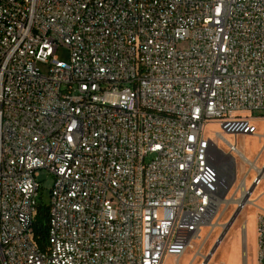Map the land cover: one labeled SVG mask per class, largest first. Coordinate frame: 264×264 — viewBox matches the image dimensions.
I'll list each match as a JSON object with an SVG mask.
<instances>
[{
    "label": "built area",
    "instance_id": "obj_1",
    "mask_svg": "<svg viewBox=\"0 0 264 264\" xmlns=\"http://www.w3.org/2000/svg\"><path fill=\"white\" fill-rule=\"evenodd\" d=\"M258 120L264 0H0V264H179L219 213L208 127L236 138L242 212L264 179L237 138ZM256 245L264 264V213Z\"/></svg>",
    "mask_w": 264,
    "mask_h": 264
},
{
    "label": "rangeland",
    "instance_id": "obj_2",
    "mask_svg": "<svg viewBox=\"0 0 264 264\" xmlns=\"http://www.w3.org/2000/svg\"><path fill=\"white\" fill-rule=\"evenodd\" d=\"M187 42H182L178 45L179 50H186L188 48ZM58 57L62 61L68 60V49L65 46H61L57 53ZM45 71V67H41ZM254 117H260L259 114L255 113ZM259 129L258 136H239L237 138L238 149L248 158L250 161H255L256 157L259 156L258 160L259 168L264 166V120H258L255 122ZM208 132L214 139L213 152L215 156L221 159L224 168L229 167L228 153L226 141L235 143L236 138L234 136L225 135L222 129L217 125H210ZM220 134L217 136V134ZM217 166V165H216ZM241 168L239 171V178H242ZM228 172V176H227ZM251 177L254 176V172H251ZM228 180H227V178ZM223 178L229 182V170H227ZM39 182L41 184V190L39 193V203L48 205L50 202L51 188L53 185L54 177L45 169L39 171ZM251 180L248 181L249 188L251 187ZM255 192L252 195L251 200H255V206H249L243 216L241 213L239 217L231 225V229L227 231L221 244L218 245L214 252V256L210 257V254L214 250L217 241L225 231L226 227L230 224L235 211V208L230 205L229 207L225 204H220L219 211L220 215L225 209L224 216L215 219L217 226L214 228H206L202 231L200 237L193 244L194 249H189L187 253L179 259V264H202L205 259H208L209 264H256V216L258 213H264V180L261 181ZM226 187V186H225ZM229 187H226L225 192L222 194V200H229L231 194H229ZM219 219V220H217ZM247 222L246 231L243 232V225ZM219 223V224H218ZM215 229V230H214ZM215 232V233H214ZM197 258V259H196ZM211 259V260H210ZM164 264H177L174 258H167Z\"/></svg>",
    "mask_w": 264,
    "mask_h": 264
},
{
    "label": "bare ground",
    "instance_id": "obj_3",
    "mask_svg": "<svg viewBox=\"0 0 264 264\" xmlns=\"http://www.w3.org/2000/svg\"><path fill=\"white\" fill-rule=\"evenodd\" d=\"M263 149H264V147H263ZM259 158L260 157H258V158H256L255 159V161H250V162H252V164H253V170L254 171H256L257 173H259V172H261V176L263 177V179H264V171H262V168H259V166H258V160H259ZM215 160H216V165H217V168H218V171H219V174H220V178H221V183H222V185H221V191H220V195H219V197H218V201H217V206H220V204H225L226 206H229L231 203H233L234 202V199H227V200H222L221 199V196H222V194L225 192V190H226V187L228 186V181H225L226 180V178H223V175H224V173L227 171V170H230L229 168L230 167H228L227 169H225L224 168V164H222V163H220L221 162V159L220 158H218V156L216 157L215 156ZM229 165V164H228ZM252 172V171H251ZM227 176H228V172H227ZM227 180H228V178H227ZM260 184H262V183H260ZM259 184V185H260ZM258 185V186H259ZM226 186V187H225ZM257 186V187H258ZM256 190V189H255ZM254 190V191H255ZM254 191H253V193H254ZM252 193V195H254ZM252 195H251V197H252ZM251 197H250V199H249V202H248V204H247V206H246V208L241 212V216H243V214H244V212H245V210L249 207V206H251V205H253V206H255L254 204H255V200H251ZM220 212L221 211H219V213H218V218H220V216H224V214H225V209L222 211V213H221V215H220ZM217 220H219V219H217ZM219 224V223H218ZM244 225H245V227H247V222L245 221V223H244ZM217 226V223H215L214 225H213V228L214 227H216ZM233 226V225H232ZM231 229V228H230ZM215 230V229H214ZM215 233V232H214ZM196 242V241H195ZM194 242V243H195ZM193 243V244H194ZM192 244V246H191V250H193L194 249V245ZM187 253V252H186ZM185 253V254H186ZM184 254V255H185ZM183 255V256H184ZM214 255V253L213 254H210V257L212 258V256ZM210 257H208V258H210ZM197 259V258H196ZM211 260V259H210ZM207 264H209V263H207Z\"/></svg>",
    "mask_w": 264,
    "mask_h": 264
},
{
    "label": "trees",
    "instance_id": "obj_4",
    "mask_svg": "<svg viewBox=\"0 0 264 264\" xmlns=\"http://www.w3.org/2000/svg\"><path fill=\"white\" fill-rule=\"evenodd\" d=\"M49 221L48 205H38V214L36 218V240L40 246H43L46 242V234Z\"/></svg>",
    "mask_w": 264,
    "mask_h": 264
},
{
    "label": "water",
    "instance_id": "obj_5",
    "mask_svg": "<svg viewBox=\"0 0 264 264\" xmlns=\"http://www.w3.org/2000/svg\"><path fill=\"white\" fill-rule=\"evenodd\" d=\"M240 213H241V210L240 209L236 210V212L234 213V216H233L230 224L226 227L225 231L223 232V234L221 235V237L217 241V244H216V246H215V248H214V250L212 251L211 254H213L215 252V250L217 249L218 245L221 244L222 240L224 239L225 235L227 234V231L229 230V228L231 227V225L233 224V222L239 217Z\"/></svg>",
    "mask_w": 264,
    "mask_h": 264
},
{
    "label": "crops",
    "instance_id": "obj_6",
    "mask_svg": "<svg viewBox=\"0 0 264 264\" xmlns=\"http://www.w3.org/2000/svg\"><path fill=\"white\" fill-rule=\"evenodd\" d=\"M260 160V159H259ZM257 189V188H256ZM255 192V191H254ZM214 256V255H213Z\"/></svg>",
    "mask_w": 264,
    "mask_h": 264
}]
</instances>
